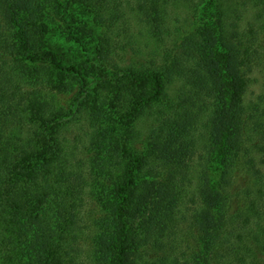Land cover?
Instances as JSON below:
<instances>
[{
    "label": "trees",
    "instance_id": "1",
    "mask_svg": "<svg viewBox=\"0 0 264 264\" xmlns=\"http://www.w3.org/2000/svg\"><path fill=\"white\" fill-rule=\"evenodd\" d=\"M212 260L264 264V0H0V264Z\"/></svg>",
    "mask_w": 264,
    "mask_h": 264
},
{
    "label": "rangeland",
    "instance_id": "2",
    "mask_svg": "<svg viewBox=\"0 0 264 264\" xmlns=\"http://www.w3.org/2000/svg\"><path fill=\"white\" fill-rule=\"evenodd\" d=\"M73 49H76V47H73ZM249 178L250 176L248 172H246V169L241 165L240 168H238V170L236 171L233 186L231 188V193L233 195V211H236L244 202L242 196H239V194L247 186ZM181 228L185 243L184 249L187 252H191V250H194L196 248V230L190 228V226H187V223L181 224ZM212 261L213 262L211 264H217L216 260Z\"/></svg>",
    "mask_w": 264,
    "mask_h": 264
}]
</instances>
